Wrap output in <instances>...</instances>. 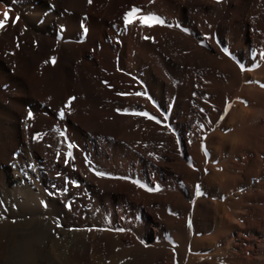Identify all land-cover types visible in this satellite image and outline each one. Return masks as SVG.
Listing matches in <instances>:
<instances>
[{
  "label": "bare ground",
  "instance_id": "1",
  "mask_svg": "<svg viewBox=\"0 0 264 264\" xmlns=\"http://www.w3.org/2000/svg\"><path fill=\"white\" fill-rule=\"evenodd\" d=\"M28 4L21 23L28 24L39 42L38 74L33 77L40 93L54 94L64 84V105L74 93V109L79 98L86 106L93 103L95 110L88 112L94 117L88 116L87 124L78 120L80 128L89 130L83 145L59 164L55 148L42 144L48 154L43 160L37 155L40 139L21 133L18 118L0 113V264H135L130 257L137 249L146 259L163 255L159 264H174V254L160 246L165 241L191 240L187 234L196 237L198 226L206 230L219 219L221 226L202 239L218 242L212 257L228 256L225 264H248L234 248L244 226L239 201L231 199V184L245 161L247 151L240 148L248 145L244 133L264 116V0H32ZM78 24L90 26L83 42L82 29L76 35ZM57 29L63 36L60 42L53 34ZM105 34L112 35L115 43ZM70 37L82 43L66 42ZM86 45L93 47V54L84 53ZM42 52L48 53V60L58 55L53 67L42 64ZM260 53V88L244 87L246 107L241 98L222 116L218 95L230 80L231 66L223 55L248 62ZM67 70L77 74L70 76ZM110 84L117 88L115 106L105 89ZM26 104L38 121H44L34 102ZM216 119L220 127L212 131ZM226 120L232 122L230 129ZM61 123L66 126L65 114ZM22 124L29 126L30 119ZM76 134L80 135L78 130ZM16 150H20L17 155ZM256 163L253 159L252 165ZM200 167L215 189H223L220 198L226 194V203L234 210L211 201L189 211L185 201L194 199ZM145 179L156 184L155 194L135 187ZM182 206L187 208L184 213ZM169 228L171 239L164 231ZM258 255L253 264H260Z\"/></svg>",
  "mask_w": 264,
  "mask_h": 264
},
{
  "label": "rangeland",
  "instance_id": "2",
  "mask_svg": "<svg viewBox=\"0 0 264 264\" xmlns=\"http://www.w3.org/2000/svg\"><path fill=\"white\" fill-rule=\"evenodd\" d=\"M31 2L32 0H0V113L6 116H13L15 118H18L21 122V127L19 126V130L21 131V133H31L30 137L40 139V144L38 146L40 148H38L37 155L41 158L43 157V160H46V158H48V154L42 150L41 145L43 144V147L47 146V148H49L48 146L50 145L51 148H55L54 152H57V158L55 159V163L59 164L63 159H66L68 161V158H70L72 151L76 149V147L83 145V139L85 138V136L88 135L87 132H89V130L82 129L84 128L82 126V128H80L79 126L81 124L78 123V120H81V123L83 122L84 124H87L90 120V117L88 116H91L89 113H93V111L95 110V106L93 105V103L88 104L86 106L85 101L82 99L79 100L78 98V104L75 107L76 109H74L72 105H75L74 93H72L73 96L70 97L71 100L67 99V104L64 105L65 103L62 99L63 93L65 91L64 84H60V86L56 88L54 94L44 96L40 93L39 88L37 87V82L33 77L35 73L38 74L35 64H37L36 51H38L39 42L33 32L30 30L28 24L21 23V15L23 12L28 10V8H30L29 6H27L26 8V5ZM83 25L78 24V28L76 31V35L78 36L80 30L82 29L83 34L81 33L82 36L79 38L81 41H84V37L87 36L90 27L85 24V28H83ZM86 26L88 28H86ZM64 28H66L65 25L63 26V29ZM61 32L63 33L64 31L61 30ZM53 34L57 42L63 40V36L60 34V31L58 29L55 30ZM4 35H6V37ZM105 38H109L111 42L115 43V41H112L114 40L112 39V35L109 37V34H105ZM79 39L70 37L67 38L68 41H64H70L69 43H76L77 41L79 42V44H81L83 41L81 42ZM53 41L54 40L52 38L50 42ZM85 47V54L94 53L92 52L93 47H90V45H86ZM45 54L48 55V53L46 52H42L41 54H39V56L41 55V59L44 58L42 64L46 68L53 67L55 65L54 63L57 62L58 55L56 54V56L53 54L52 56H54L55 59L53 58L48 60V56ZM223 56L231 62V66L228 71V76L230 77V80L226 84H223L221 86L217 104L219 106H222V116H226L227 110L225 108L228 105H235L236 103H239V99L241 98H245L244 104L246 107L248 101L247 98L244 96V87L249 85L254 86L256 88H260L259 85H257V78L260 77L261 74L257 73V71L261 68V63L263 59H261V53L259 54V56L252 55L253 60L248 62H246L245 59L241 61H236L234 58H231L230 56L228 57L225 54ZM86 57L90 58V56ZM40 63L41 62H39V64ZM67 74L72 76L76 75L77 72H70L69 70H67ZM101 74L102 73L98 72V75ZM104 80L106 81H104L105 83H109L108 79ZM97 82L100 81L98 80ZM101 86L105 87L106 85L101 84ZM241 87H243V89H241ZM105 89L109 92L110 96L113 97V99H110L109 101H115H111L110 105L115 106L114 103H116L117 100H115L114 98L117 97V88H115L114 85L110 84L107 85ZM242 99L241 101H243ZM27 101L34 102L39 111L41 110L40 113L44 118V121H38L34 117V111L28 108V104H26ZM61 106L64 109L61 108ZM100 108L102 109V105H99V109ZM91 109L93 111H91ZM202 109V106H199V110ZM5 111L7 113H5ZM81 113H84L86 117L84 116V114L82 115ZM64 114L67 117L66 126L62 124L63 122L61 123V118ZM79 114H81L82 116V118L80 119L78 117ZM205 114L202 115L201 119H204ZM102 116H104V119L107 117V120H111L110 116ZM92 117L94 116H91V118ZM26 118L30 119V125L23 127L22 123ZM262 120L264 122V116L260 117V119H257L253 122V124L249 125V129L247 128L244 133L246 140L248 141V145H245L243 143L240 148L244 149V151H247L246 155L244 156L245 161L242 162L240 158L241 156L239 157V160L242 163L237 168V171L239 172V174L237 173L238 182H236V180L234 181L235 184H231V190H233L232 195L234 196H232L231 199L235 198V201H239V206H236H238L239 211L241 210V215L239 216V218L240 223H243L244 226V235H242V237L237 236L238 239L234 243V248L240 250V254L242 255L243 260L248 262V264H253L254 258L258 254H260L258 255L260 257L259 263L264 264V123L261 122ZM213 121L214 123H212L213 125L211 126L212 131L214 130V128L218 129L220 127L218 119ZM225 124L226 126L228 125V129H230L232 126V122L230 120H226ZM237 125H239L240 127V120L237 122L236 126ZM77 130L80 135L76 134ZM59 136L62 138L59 139ZM13 139L14 138L12 133H7V142L10 148L14 146ZM84 143H86V141H84ZM14 153L15 155H17L20 153V150H16ZM253 159L257 160L256 166L252 165ZM29 168L30 167H28V169ZM144 182L145 185L142 184ZM137 184L140 185H135V187L138 189L144 188L151 194L156 193L157 186L150 179H145L143 182H138ZM186 185L184 187L186 195H188L190 190V184L188 183ZM195 188L196 189L194 193V199H187L185 201L186 204L189 206V211L193 212L197 207L200 208L204 205L208 206L209 202L211 201L221 202L222 208L225 207L226 210L235 209L233 206H229L226 203V194L222 195L223 198H220L223 189H215L214 184L208 180V174L202 171L201 167L199 168L198 180L195 182ZM156 197L158 198L160 197V195L156 194ZM170 197L171 195H169L168 198ZM183 208L184 206L181 207V210H183L184 213L187 208ZM220 222V219L217 222H212L211 225L206 228V230H203V226H201V228H199L198 226L200 232H198L196 237H190L187 234V238H192L191 240L182 239L177 243L170 244L169 242L165 241L166 244L160 246L161 250L169 251L170 253L174 254V264H209L210 262H214L215 264H225L226 260L228 261V256H222L220 258L212 257V254L215 253V251L217 250L218 242H212V239H209V242L207 240H202L206 237L210 238L211 234L214 233L215 230L219 228V226H221ZM229 223L232 222L229 221ZM164 231L170 239L174 237L172 228H169V230ZM188 232L189 230L187 231V233ZM237 233L238 231L236 232V234ZM137 250H135L136 252L130 257L131 262L135 264H142V262L144 261H146L145 263L147 264L161 263L163 255L159 256L157 259H154L150 256L148 257V259H146L145 253H142L139 249Z\"/></svg>",
  "mask_w": 264,
  "mask_h": 264
}]
</instances>
